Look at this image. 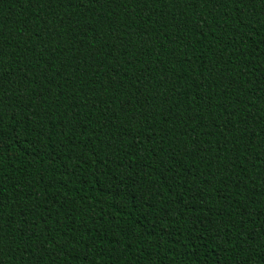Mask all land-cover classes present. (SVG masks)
I'll use <instances>...</instances> for the list:
<instances>
[{"label":"trees","instance_id":"16d2710c","mask_svg":"<svg viewBox=\"0 0 264 264\" xmlns=\"http://www.w3.org/2000/svg\"><path fill=\"white\" fill-rule=\"evenodd\" d=\"M0 264H264V0H0Z\"/></svg>","mask_w":264,"mask_h":264}]
</instances>
